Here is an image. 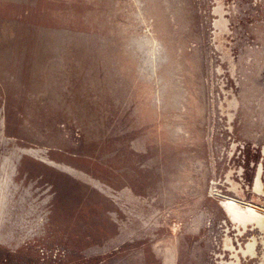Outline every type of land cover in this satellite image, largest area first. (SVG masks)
Here are the masks:
<instances>
[{
    "label": "rangeland",
    "instance_id": "rangeland-1",
    "mask_svg": "<svg viewBox=\"0 0 264 264\" xmlns=\"http://www.w3.org/2000/svg\"><path fill=\"white\" fill-rule=\"evenodd\" d=\"M231 203L264 216V0H0V264H264Z\"/></svg>",
    "mask_w": 264,
    "mask_h": 264
},
{
    "label": "bare ground",
    "instance_id": "bare-ground-1",
    "mask_svg": "<svg viewBox=\"0 0 264 264\" xmlns=\"http://www.w3.org/2000/svg\"><path fill=\"white\" fill-rule=\"evenodd\" d=\"M196 44V43H195ZM226 214L232 219V221H238L240 223H243L245 227V224L247 222H250L256 226L264 228V216L258 214L257 212H254L253 210H250L249 212L247 211H242L237 205L231 203L226 205ZM242 225V224H241ZM249 228V227H248ZM204 229V228H203ZM242 230V229H241ZM258 230V229H257ZM260 231V230H259ZM230 232V231H229ZM255 232V230H254ZM231 238V237H230ZM241 238V237H240ZM258 239V238H257ZM245 240V239H244ZM203 242V241H202ZM234 242V241H233ZM203 244V243H202ZM251 250L253 249L254 245V240L253 242L249 243ZM233 247V246H231ZM226 248V247H225ZM224 249V248H223ZM229 249V248H227ZM241 250V249H240ZM244 250V249H243ZM249 250V249H248ZM235 251V250H234ZM245 251V250H244ZM236 254V252L234 253ZM244 254V253H243ZM244 257V256H243ZM237 260V259H236Z\"/></svg>",
    "mask_w": 264,
    "mask_h": 264
}]
</instances>
